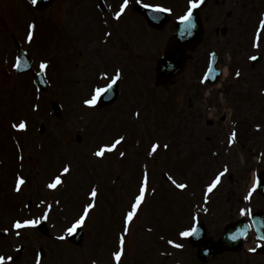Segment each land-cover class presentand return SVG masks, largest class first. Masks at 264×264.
Listing matches in <instances>:
<instances>
[{
    "label": "rangeland",
    "instance_id": "1",
    "mask_svg": "<svg viewBox=\"0 0 264 264\" xmlns=\"http://www.w3.org/2000/svg\"><path fill=\"white\" fill-rule=\"evenodd\" d=\"M106 1L110 9L103 14L98 9L99 0H56L51 7L42 11L29 9L26 0H0V37L5 39L6 46L11 42L8 49H12L11 55L8 50L4 52L5 60L2 64L0 54V187H5L4 193L7 196L13 184L19 153L15 151L11 141L20 135L18 140L22 143L19 146L21 155L25 160L34 162L27 170L24 167L21 170L27 173L26 177L33 183L32 188L37 186L32 207L37 216L43 211L37 205L47 198L46 190L42 189L45 185L44 178L37 170H45L48 178L58 175L65 163H71L72 171L65 176L64 183L56 190L48 191V202L53 204V209L47 222L53 235H61L68 222L80 214L83 206L90 202L87 194L91 188L97 187L100 192L97 207L90 212L85 224L86 229L92 231H87L88 234L94 232L93 237L86 234L85 244L81 249L76 248L82 252L84 260L89 263L95 261L96 264L113 263V217L119 210L125 207L128 209L131 196L136 191L134 186L141 182L145 164L149 169L150 189L156 188V192L150 194L151 197L148 196L147 202L138 213V221L133 226L139 248L141 242L144 241L145 244V240H151V235L145 233L146 229L155 226L161 230L160 233L166 234V239L171 238L176 234L173 224L177 223L183 228L189 226L195 210H199L200 220L208 226L209 235L218 238L227 222L241 216V207L257 206L264 209V200L258 197L252 198L250 204L246 202V205L242 200L252 178L264 170V156L261 155L264 153V94L260 93L263 85L259 84V81L264 82V63L251 70L246 61H242L255 51L248 47L242 52L249 42L243 37L242 22L246 20L240 13L241 8H261L260 0H212L203 13L206 30L203 44L176 84L165 90L155 88L154 65L156 58L163 52L165 42L173 33L172 25L169 24L164 31L159 32V38L155 41L152 34L145 36L151 30L144 26L148 30L143 31L142 18L130 10L136 0H132L129 10L120 21L114 19V13L122 0ZM162 1V4H167L178 12L175 15L172 13L173 24L177 15L184 11L182 8L187 5V0ZM237 2L240 6L235 10ZM248 3L251 8L244 6H248ZM228 12L233 13L231 19L226 18ZM27 15L30 21L37 18L36 21L40 23V29L36 30L37 39L41 33L46 36L58 29L68 41L64 48L79 54L72 63L65 62L66 66L62 67V61L68 58L61 48L64 38L52 36L48 40V57H55L59 65L56 68L54 63L48 68L49 87L46 91L35 89L31 75L16 77V74L10 72L11 62L17 58L13 44L16 39L28 50L36 69L39 70V62L47 55L46 48L41 51L42 58L35 55L33 46L17 30L21 25L14 27L13 23L18 21L16 24H23L24 28H28L26 21H19ZM256 16L257 14H253L251 17L250 36ZM106 20L110 22L109 28L105 25ZM223 27L228 28L226 35L216 33V29ZM126 29L129 32L127 37ZM107 32L112 33L111 37L105 35ZM261 49L264 51V44ZM212 50L219 53V65L226 70L230 68L223 79L226 83L221 84L233 90L222 102L220 90L214 88L210 96L213 98L212 103L208 109L207 106H202L205 103L202 93L208 90L193 92L196 90L195 86H199L196 82L204 75ZM235 64L239 67H235ZM117 67L123 70L119 100L104 109L85 106L83 100L88 98L93 86L106 83L99 79V74L107 71L111 76ZM236 70L245 77L243 80L238 81L231 75ZM69 73L70 76H67ZM250 87H254V94L250 93ZM190 96L198 99L193 105L189 104ZM53 101L61 107L58 115L51 108ZM36 105H39L38 110L34 107ZM165 111L167 124L162 123L160 126L157 120H162L161 116ZM137 112L140 113L139 117L136 116ZM199 112L205 114V117ZM230 114H233L232 120H249L247 127L250 132L246 136L244 150L227 147L231 126L226 118ZM173 115L176 119H179V115H184L185 119L201 118L203 123L208 119L220 120L223 115L224 122L218 121L219 133L224 136L221 138L223 141L220 142V136H217L215 129L208 130L203 135L211 136L213 140L210 142L203 138H193L191 131L185 130L183 124V133L178 135L180 124L177 126ZM154 119L157 120L147 125V122ZM21 120L27 121L26 131L12 127L13 123ZM42 124L46 127L43 133L39 132ZM118 135H124L125 141L114 152L107 153L105 158L92 155L98 145L109 143ZM77 136H81V142L77 141ZM156 141L160 142L161 148L152 158L148 156V151ZM165 143L169 147L163 150ZM181 145L187 147L184 155L179 149ZM121 151L126 153L123 158L119 156ZM214 153L218 155H213ZM22 163L23 161L19 164ZM225 164L228 165L229 172L222 178L217 189L209 194L211 201L201 202L204 199L203 190ZM114 171L118 174L117 177ZM164 173L171 174L178 181L187 182L190 186L182 192L178 191L169 180L163 181ZM112 178H116L118 182L114 188ZM0 198V205L17 204L4 202L6 197ZM57 199L61 201L60 205L55 204ZM22 203H28L26 196ZM203 205H208L205 206L208 208L207 212L203 211ZM6 217L5 212L0 215V219ZM54 241L51 240L46 245L50 257L44 264H58L51 262V258L53 256L57 259L55 252L62 246H57ZM101 243L103 245L99 246ZM132 243L131 238L126 242L125 259L129 263H133L129 257V254L132 255ZM66 244L59 251L69 249L77 253L68 242ZM193 252L192 249H185L183 245L180 253L175 252L177 255L173 256V250L169 248L164 257L165 261L148 257L145 264H162V261L164 264H191L195 259ZM60 256L64 262L65 257L61 254ZM253 256L244 253L229 254L220 256L211 264H264L263 254L259 257Z\"/></svg>",
    "mask_w": 264,
    "mask_h": 264
},
{
    "label": "snow or ice",
    "instance_id": "2",
    "mask_svg": "<svg viewBox=\"0 0 264 264\" xmlns=\"http://www.w3.org/2000/svg\"><path fill=\"white\" fill-rule=\"evenodd\" d=\"M38 0H31V3L33 5L37 4ZM132 3V0H122V2L118 6V10L114 13V19L116 21H120L122 16L126 14V11L129 10L130 5ZM136 3H140L143 8L149 9L153 13H172L174 11L171 7H166L161 4H153V3H143V0H136ZM204 3V0H187V6L186 10L179 16H177V21L179 25H182V27L179 29V33L181 36H184L185 34H191V30L194 27L193 24V13L194 10L198 9L201 4ZM107 23V21H105ZM35 23H32L28 25V32H27V41L29 43H32L34 34H35ZM106 36H111V32L105 33ZM107 41L105 40V43ZM264 43V18H261L258 22L257 29L254 33L253 38V44L252 46L255 49H261V45ZM249 59L252 61H257L258 56L257 55H250ZM28 65V61L24 60L22 57L18 56L16 58V63L13 65L14 68L20 69L22 67H25ZM49 68V61L47 60H41L39 62V74L45 75L47 74V70ZM235 75L237 77H240L241 73L239 70L236 71ZM123 76V70L120 67H117L114 70V73L110 76L107 71L101 72L99 74V79H102L106 81V83L100 85V86H93L88 98H85L83 100V104L88 107H95L98 102L100 101L101 97L106 94L112 92L114 86L117 85L118 81L122 79ZM207 78H205V82ZM36 110L39 109V105L34 106ZM136 116L139 117L140 113L137 112ZM12 127L14 129L26 131L28 124L26 120H21L19 123H13ZM257 130H259V125H257ZM238 133L235 128L232 129L230 132V135L228 137V144L229 146L233 145L237 141ZM125 141L124 135H118L117 137L113 138V140L109 143H103L96 147L95 151L92 153L94 157L97 158H105L107 153L114 152L119 145H121ZM169 147L168 144H163V148L167 149ZM161 148V144L159 141H156L151 144L150 150L148 151V156L152 157L154 156L158 149ZM126 153L121 151L119 153V156L121 158L125 157ZM213 155H218L217 153H214ZM262 156H264V153H261ZM21 161H23V155L19 157ZM21 167H23V164H21ZM72 171V165L71 163H65L62 166V169L58 175H55L54 178L51 179L49 183H47L46 187L50 190H56L59 186H61L64 181L62 177L68 175ZM229 167L227 164L223 166V169L218 171L214 178L211 180L210 183L207 184L205 192H204V200L205 202L208 201V196L210 193H212L217 187L221 184L222 178L228 174ZM167 179L170 181L172 185L175 186L176 189H179L181 191L187 189L189 187V184L187 182H181L178 181L176 178H174L171 174H166ZM26 184V180L23 176L18 175L16 184H15V191L20 192L23 185ZM258 188H264V174H259L255 176V179L251 185V187L248 189L247 194L243 196L244 201H248L249 204L252 201L253 194L257 191ZM156 189L151 188L150 189V175H149V169L148 165L145 164L143 166V174L142 179L138 187V194L134 195L133 200L129 203L128 210L123 216V227L122 230L118 233L117 236V247L114 251L111 253V257L114 260L115 264H122V260L126 257V237L129 235L130 230L134 224V222L138 219V213L141 210L142 205L145 204L146 197L149 194H155ZM90 202L86 203L83 206L82 212L78 214L77 216L73 217L67 224V226L62 230V234L57 237L58 240H66L69 236H72L77 232L78 229L82 228L85 225L86 220L89 218L90 212L97 207V198H98V190L97 187L93 186L90 190V192L87 194ZM56 205H60L61 201L57 199L55 201ZM27 207V205H26ZM38 208H42V214L40 216H34L31 218H17L14 219L11 229L15 230L14 234L15 236L19 237L21 235V232L19 230L25 229V228H36L37 226L41 225L43 221H47L49 219V215L52 212L53 204L47 202L46 200H41L40 204L37 205ZM197 209L199 206H196ZM204 212L208 211V208H203ZM239 213L241 216H252L253 215V209L251 206L241 207L239 209ZM200 212L199 210L193 211L189 226L183 228L179 232L180 237H192V236H199L200 235ZM248 227H251V225H248ZM5 232L10 231V229L5 228ZM147 231L151 232L152 228H148ZM247 232L245 230H240L238 234H232L231 239L236 240L238 236H246ZM161 239H164V237H161ZM260 241L264 242V236L260 237ZM169 245H172L176 248H182L183 245L176 243L174 240L169 239L167 241ZM22 247V246H21ZM259 248H264V243H257L255 247H252L249 249L250 252L256 253ZM17 251H19V248H17ZM165 254V253H162ZM13 261L12 255H4L0 254V264H9V262ZM36 264H40L39 258H37ZM93 264H96L94 261Z\"/></svg>",
    "mask_w": 264,
    "mask_h": 264
},
{
    "label": "water",
    "instance_id": "3",
    "mask_svg": "<svg viewBox=\"0 0 264 264\" xmlns=\"http://www.w3.org/2000/svg\"><path fill=\"white\" fill-rule=\"evenodd\" d=\"M47 3H43L46 5ZM143 14L144 11L139 10ZM148 17V15H147ZM152 21V18L148 17ZM154 23V22H153ZM197 27L194 28L193 34H185L184 36L178 35L172 43L171 52L166 60H163L158 65L159 80L161 83H165L173 78L183 67L186 56L185 52L188 48L194 49V45H197L202 39V32L199 29L198 22Z\"/></svg>",
    "mask_w": 264,
    "mask_h": 264
}]
</instances>
